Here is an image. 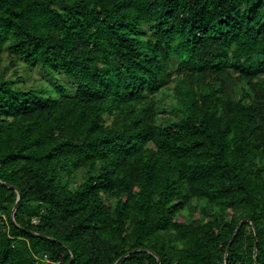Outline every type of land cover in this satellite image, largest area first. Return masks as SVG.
Instances as JSON below:
<instances>
[{
    "label": "trees",
    "instance_id": "obj_1",
    "mask_svg": "<svg viewBox=\"0 0 264 264\" xmlns=\"http://www.w3.org/2000/svg\"><path fill=\"white\" fill-rule=\"evenodd\" d=\"M193 195L206 219H180ZM227 248L264 264V0H0V264Z\"/></svg>",
    "mask_w": 264,
    "mask_h": 264
},
{
    "label": "rangeland",
    "instance_id": "obj_2",
    "mask_svg": "<svg viewBox=\"0 0 264 264\" xmlns=\"http://www.w3.org/2000/svg\"><path fill=\"white\" fill-rule=\"evenodd\" d=\"M5 63H7L10 58L6 56L5 58ZM18 69V70H17ZM17 70V71H15ZM13 72H17V76L21 75L22 79L19 81V84L22 85H30L33 82L38 83L39 79H40V72L39 69H34L33 74L31 75V78L26 76H23L26 74V71L21 67V65L19 67H15V66H11V69H9L8 74L13 73ZM16 77V76H15ZM25 77V78H23ZM177 79H178V75L176 73L173 74V79L172 81L168 84V86H166L165 88H162L159 92L151 95V97H153V101L155 104V108L157 111V121L158 123H160L162 120H164V118L166 117H174L175 116V112L173 110H171V108L174 106V104L177 101V97H179L178 92L176 90V83H177ZM237 96H240V90H239V85L237 87ZM109 122V121H108ZM151 145H153V143H151ZM83 172H81L78 176V179L81 178ZM191 206L184 208L183 210H181V213L179 214L180 219H184V218H199L202 217L203 219H206L203 211H202V207L205 204V201H203L201 198L193 195L191 197ZM211 211H216V207L214 205H212V209ZM4 216H7L6 213H3ZM228 217H231L230 215H228ZM247 218H242L241 220H246ZM240 220V221H241Z\"/></svg>",
    "mask_w": 264,
    "mask_h": 264
},
{
    "label": "water",
    "instance_id": "obj_3",
    "mask_svg": "<svg viewBox=\"0 0 264 264\" xmlns=\"http://www.w3.org/2000/svg\"><path fill=\"white\" fill-rule=\"evenodd\" d=\"M17 189V192H18V197H17V200H16V203L15 205L13 206V209H12V215H14V212L16 211L17 207H18V204H19V201H20V198H21V193L19 191L18 188ZM244 220H241L240 222L242 223ZM240 226H238L232 236V238H234L235 234L237 233L238 229H239ZM255 253H256V250H255ZM227 255H228V248L226 249V253H225V264H227ZM74 255L72 254V258L71 260L69 261L68 264L71 263L72 259H73ZM157 258H158V264L160 263V257L157 255ZM256 264H258V261L256 260Z\"/></svg>",
    "mask_w": 264,
    "mask_h": 264
},
{
    "label": "built area",
    "instance_id": "obj_4",
    "mask_svg": "<svg viewBox=\"0 0 264 264\" xmlns=\"http://www.w3.org/2000/svg\"><path fill=\"white\" fill-rule=\"evenodd\" d=\"M33 221H34V222L37 221V218L35 217V218L33 219Z\"/></svg>",
    "mask_w": 264,
    "mask_h": 264
}]
</instances>
